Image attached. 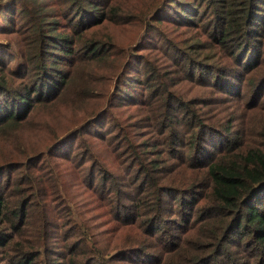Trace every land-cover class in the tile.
I'll use <instances>...</instances> for the list:
<instances>
[{"label": "trees", "instance_id": "1", "mask_svg": "<svg viewBox=\"0 0 264 264\" xmlns=\"http://www.w3.org/2000/svg\"><path fill=\"white\" fill-rule=\"evenodd\" d=\"M17 15V49L0 58V264H264V0H0L4 23ZM164 45L180 54L187 97L170 88L182 81L174 71L161 70ZM138 60L152 125L171 121L181 102L187 146L203 160L167 166L121 146L135 160L134 195L100 247L108 210L91 200L101 193L90 178L109 182L110 163L132 167L109 145L98 156L92 137L104 117H124L111 109ZM71 137L80 157L56 158Z\"/></svg>", "mask_w": 264, "mask_h": 264}, {"label": "rangeland", "instance_id": "2", "mask_svg": "<svg viewBox=\"0 0 264 264\" xmlns=\"http://www.w3.org/2000/svg\"><path fill=\"white\" fill-rule=\"evenodd\" d=\"M19 22H21V19L18 17V15L16 17H12V22L8 23H4L3 19L0 16V58L2 59H10L13 54L12 52L17 49V46H15L12 50L9 47H13L11 44H13L12 41L16 38L13 28L22 27L18 26V24H20ZM5 26H7V28L3 30ZM160 49L161 53L164 49L169 51V55H167V57H165L163 61H161V65L163 66V69L161 70L164 71L168 70L169 68L174 71V74L171 76L175 77L176 81L182 80L181 74L185 72V70L179 71V68L176 65L177 62L181 59L178 51L173 50L168 45H164V47L162 46ZM11 64H14V61ZM145 66V63L142 60L135 61L132 66L133 69L130 68L128 70L132 77L128 78L127 82L123 85V87L119 89L120 91L116 95V100L120 101V108H112L111 112H113V114L117 118H120L121 115L125 114L124 117H121L120 123L111 122L109 119H106L104 117L102 123L100 121L101 127H103L104 130L102 132V135L96 137L93 134L94 137H92L94 139V142L98 144L97 148L92 146L93 151L98 156L100 154H103V156H105V152H102L104 148L103 146L109 145V150L113 149L115 153H117L118 150H121V156H119L117 160H121L122 162H129L130 167H132V172L130 173L128 170H124V163L117 165H113L110 163L109 165H107L109 171L105 174L106 177L110 179V181L107 182V179L105 181L101 180V175L99 174V168L101 166H104V164H94L96 165V174H99L100 177L94 178L91 176L92 178H90V182L97 183V191L98 193H101V195H95L92 197L93 199L91 198V200L95 203L100 202L106 204L104 205L103 209L108 210L104 215L107 223L102 229L103 234L98 235L99 239L96 238V241L99 240L98 245L100 247H104V243L110 240V235H108V233L106 232L108 230L107 228H110V226H113L118 222V220L113 221V218L116 216V212H118L119 214H121L122 212V215L126 216L127 214L125 213L129 211V208L127 206H129V204H132L131 197L132 195H134L132 183L134 182L135 176L133 172L136 168L135 160L131 159L133 160L131 161L127 158H124L122 156L124 154V148L121 146H138L136 154L138 156H141V160L144 161L151 158H160V160H164V162H166L167 166H169V164L173 162H175L176 164V162H180L181 160H186L188 162H198L203 160V158L200 157L198 159L195 158V160L193 161V153L191 150L192 147L187 146V142H191V135L187 132L188 126L186 119H180L178 115L180 110L183 108L181 102H175L173 104L174 107L171 108L170 112L172 113V115L174 114V116L172 117L171 121L166 118V122H164L161 126L152 125V123H154V120L156 121L155 118L157 116L155 117L153 112L146 113L145 110L147 105L143 107V105H141L140 103L143 102L141 101L142 93L144 94V96H146L147 94L144 91V85H142V82H146L148 80L146 75L149 71ZM135 80L137 81L135 82ZM156 83L157 82H155V84ZM170 88L174 91H181L180 95L183 97H187V90L189 88L187 80H182L177 85H172ZM209 90L210 89H202L201 93L209 92ZM181 114H183V112H181ZM100 123H98V125L96 126H100ZM127 123L130 125H128ZM121 125L126 129L128 128V136L122 134V131L119 129V126ZM78 141L79 139H75V137L69 138L56 149L58 154L55 157L60 158L61 154L66 153V151L68 150L72 151V154L76 155L75 157H80V153L76 154L75 151L73 152L75 148L77 149L76 146H78ZM155 143H157L156 145H158L157 148L160 151L159 155H153V152H155V147H151V145ZM87 150L88 152H92L91 148H88ZM212 150H214L213 147L209 150V154H204L202 156L207 158L208 155L212 153ZM54 152L55 151H53V153ZM88 152L86 153L88 154ZM69 154H71V152ZM89 165L90 163L86 164V169H88ZM112 174L114 175V177H112ZM55 176L56 174L54 173L53 177ZM61 179H63V175H61ZM184 186L186 188L187 185ZM176 194L177 193H175L174 191L170 194H164V196L170 198V201H168L167 203L168 209H171L172 206H176L177 203H174V201H172V196H175ZM178 196H186V194H178ZM114 205H117V210L114 207L112 208V206ZM109 210H111V212ZM54 220L59 222L58 217H55ZM52 232H54L55 236H58L57 239L54 238V244L59 242V245H62L63 230L53 228ZM71 240L73 239H70V241ZM114 243L109 244L108 248H112ZM58 250V252H61L62 250H64V248L59 247ZM112 250L110 251L111 255L114 253V251ZM128 254V252L122 253L118 257V259L126 260ZM134 257L139 258V255L135 254ZM56 258H59V256L56 255Z\"/></svg>", "mask_w": 264, "mask_h": 264}]
</instances>
